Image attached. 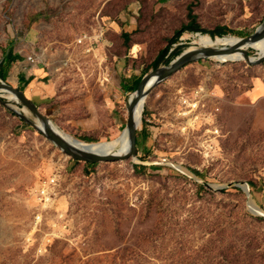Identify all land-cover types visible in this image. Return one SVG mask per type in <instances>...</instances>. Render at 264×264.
<instances>
[{
	"label": "rangeland",
	"instance_id": "1",
	"mask_svg": "<svg viewBox=\"0 0 264 264\" xmlns=\"http://www.w3.org/2000/svg\"><path fill=\"white\" fill-rule=\"evenodd\" d=\"M190 6L226 35L264 20V0H0V61H12L0 78L63 131L114 139L124 82L194 45L191 30L174 42ZM138 131V159L92 164L0 103V264H264V215L249 205L264 212V62L192 61L153 89Z\"/></svg>",
	"mask_w": 264,
	"mask_h": 264
},
{
	"label": "water",
	"instance_id": "2",
	"mask_svg": "<svg viewBox=\"0 0 264 264\" xmlns=\"http://www.w3.org/2000/svg\"><path fill=\"white\" fill-rule=\"evenodd\" d=\"M264 38V20L255 29L254 32L247 36L242 37L239 43L230 46L221 47H196L194 49H185L182 51L175 59H173L169 64L159 66L154 70L146 73L141 80L139 87L131 93L128 109L129 118L127 122V130L131 140V147L126 153H103L101 151L92 150L89 148H81L77 145L71 143L54 125L52 119L46 115L40 108L39 104L30 98L27 93L18 86L11 83L0 81V90L5 89L15 96L17 102L22 103L26 106L32 113H35L38 117V121L28 118L24 112L18 110L12 106L6 99L2 97L0 93V103L7 106L11 111L19 115L20 118L32 124L42 133H44L51 141L56 143L60 148H62L67 154L71 155L76 160H83L90 163H96L100 161H117L123 159L134 158L138 159L139 146H138V121H137V105L142 99H147L153 89L159 85L161 82L165 81L171 77L176 72L182 70L186 65L192 61L199 60L204 57H216L222 55H230L236 52H243L244 58L247 63L260 64L264 62V54L258 57L251 56L248 49H245V45L249 42H254ZM43 124L44 127H41ZM246 193L247 196H251L248 184L239 185ZM251 197L249 198V205L252 208ZM252 211L255 212L253 209ZM258 214V213H257Z\"/></svg>",
	"mask_w": 264,
	"mask_h": 264
},
{
	"label": "bare ground",
	"instance_id": "3",
	"mask_svg": "<svg viewBox=\"0 0 264 264\" xmlns=\"http://www.w3.org/2000/svg\"><path fill=\"white\" fill-rule=\"evenodd\" d=\"M241 39H242V36L224 35V36L214 37L211 34H205V33L199 32L197 33L196 39L194 40V45L189 47L188 49H194L196 47H209V46H212V47L230 46V45L239 43ZM244 47L245 49L254 48L258 51L259 55H262L264 54V38L254 41V42H249ZM216 57L222 60L245 59L243 56V52H236L234 54L222 55V56H216ZM0 93H7V96L9 99H15V96L5 89H1ZM146 103H147V99L144 98L137 105V121H138L139 127L141 126L143 122ZM40 125L41 127H44L43 124L40 123ZM54 125L71 143L81 148H89L92 150L101 151L103 153L121 154V153H126L131 147V140H130V136H129L127 128L118 137L111 139V140L87 141V140L78 138L66 131H63L55 123ZM251 203H252L254 211H256L257 213L260 212L262 215H264V212L259 210L253 201Z\"/></svg>",
	"mask_w": 264,
	"mask_h": 264
},
{
	"label": "trees",
	"instance_id": "4",
	"mask_svg": "<svg viewBox=\"0 0 264 264\" xmlns=\"http://www.w3.org/2000/svg\"><path fill=\"white\" fill-rule=\"evenodd\" d=\"M189 16L191 18V21L189 23H187V24L185 23L184 26L177 31L176 36L174 37V42L178 41L180 39V37L184 34V32L187 31V30H191V31H194V32H200L201 31L203 33H207L208 32L214 37H216V36H224V35L228 34L229 32L233 31L228 26H220L218 29L211 30V31L205 29L197 21V14L194 11V6H190ZM125 35H126L127 39H130V33H125ZM168 51L169 50L166 49V50H163L160 53V55L157 57V60H156L157 64L156 65H159V63L164 61V60H166L167 62L170 63L173 60L174 56H178L182 52L181 48H179L173 55L167 57ZM11 65H12V61L9 60V59H7L6 62L4 61V59L2 61H0V77L2 79H4V80L7 79L8 75H9V72H10ZM146 73L147 72H144L143 75L140 78H138V80L136 81V83L133 86L129 85L128 81L124 82V86L127 87V88L129 87L131 89V92L135 91L139 87V84H140L141 80L143 79V77L145 76ZM22 88L24 89V87H22ZM24 91H25V89H24ZM138 144H140V132L139 131H138ZM88 163H90V162H88ZM138 166L139 165L137 164V167ZM238 189L241 190L240 188H238Z\"/></svg>",
	"mask_w": 264,
	"mask_h": 264
},
{
	"label": "crops",
	"instance_id": "5",
	"mask_svg": "<svg viewBox=\"0 0 264 264\" xmlns=\"http://www.w3.org/2000/svg\"><path fill=\"white\" fill-rule=\"evenodd\" d=\"M3 59H4V61L6 62L7 59H8V57H3ZM3 59H1V61H2Z\"/></svg>",
	"mask_w": 264,
	"mask_h": 264
},
{
	"label": "built area",
	"instance_id": "6",
	"mask_svg": "<svg viewBox=\"0 0 264 264\" xmlns=\"http://www.w3.org/2000/svg\"><path fill=\"white\" fill-rule=\"evenodd\" d=\"M0 81H3V80L0 78Z\"/></svg>",
	"mask_w": 264,
	"mask_h": 264
}]
</instances>
